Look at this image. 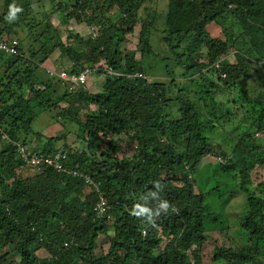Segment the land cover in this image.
Returning a JSON list of instances; mask_svg holds the SVG:
<instances>
[{
  "label": "trees",
  "instance_id": "1",
  "mask_svg": "<svg viewBox=\"0 0 264 264\" xmlns=\"http://www.w3.org/2000/svg\"><path fill=\"white\" fill-rule=\"evenodd\" d=\"M146 1L69 0L68 6L59 1L52 12H59L66 23L75 20L94 31L84 37L68 30L64 40L46 20L39 36L47 43L40 55L27 57L21 44L16 55L0 52V63L8 58L0 77V89L4 86L0 128L6 136L0 134V264H264V180L252 185L248 173L252 163L248 156L264 150V143L251 140L252 133L243 126L231 133L236 131L244 139L232 147L228 144V149L203 132L207 127L216 130L208 115L227 116L213 91L214 95L223 92L221 85L238 87L249 78L256 66L253 62L264 60V0H169L163 16L154 6L146 7ZM14 2L22 11L10 24L20 26L19 17L27 6L20 0L7 1L0 22ZM223 12L232 14L241 29L226 25ZM45 15L44 19L51 18L48 12ZM214 24L222 26L224 39L210 37L208 27ZM0 26L2 35L13 33L11 26ZM137 27L140 59L125 51V42ZM158 31L166 46L161 63L171 69L166 81H150L138 70L142 60L156 57L151 39ZM56 49L72 62L67 70L71 75L88 66L96 68L94 77H106L102 89L97 93L85 87L71 90L62 82L59 92L57 78L38 89L39 68L56 70L55 65L46 64ZM177 68L192 79L180 83ZM206 73L217 74L219 82ZM26 86L31 99L24 95ZM197 100L204 101L207 112ZM62 102L69 106L60 118L79 126L86 148L78 150L64 141L62 163L89 176L99 192L85 179L51 169L9 182L25 167L19 152L33 145L28 137L35 134L34 120ZM248 104L260 113L254 123L258 125L255 132H262L264 101ZM123 135L131 140L133 155L120 156ZM36 137L43 138L40 133ZM63 139L66 136L50 137L35 150L52 157ZM210 155L220 172L232 169V176L241 178L237 193L245 200L234 206L242 214L236 247L219 244L218 235L229 234L233 227L231 223L220 227L223 215L207 199L221 202L223 184L209 187L198 171L201 160ZM257 161L264 168V158ZM100 194L109 206L101 218L95 212ZM164 201L166 207H162ZM205 246L211 248L208 262L202 254Z\"/></svg>",
  "mask_w": 264,
  "mask_h": 264
},
{
  "label": "rangeland",
  "instance_id": "2",
  "mask_svg": "<svg viewBox=\"0 0 264 264\" xmlns=\"http://www.w3.org/2000/svg\"><path fill=\"white\" fill-rule=\"evenodd\" d=\"M7 1L8 0H0V18L3 17L4 13L6 12ZM59 1H63V3L67 6L70 5L68 3L69 0H20L21 4L27 5L19 17V22L22 23V25L19 26L15 24H10L11 22L7 20V23L4 24V17V19L2 20L3 22H0V25H5L7 28L11 26L9 29H13V33L9 34L5 32V35H2L0 33V38L6 35L16 36L18 38V41L24 48L25 54L27 55V57L30 58L33 53L40 55V52H43L44 50L43 44L47 43L46 38L39 36V34L41 33V27L43 25L42 21L48 20L51 23L52 28L58 30L59 37L64 40L66 39L68 30L73 31L74 33H78L84 37L94 31L90 29L85 23H79L75 20H72V22L70 23H66L64 20H62L63 18L59 12H52V8L54 7V5L59 4ZM168 1L169 0H147L145 6H154L159 12V14L163 16L167 13ZM222 6L223 5L221 4V7ZM29 7L30 10H32L31 12H28ZM142 10L144 9H141L140 11ZM45 12H48L51 15L50 19H44L47 16L45 15ZM222 18L225 19L224 23L226 25H229L234 29H241L237 26V23L235 21L236 18H234L232 14L228 12H223ZM27 25H36L37 27L31 29ZM261 26L264 28L263 24H261ZM159 27L160 30L163 28L162 23L159 24ZM208 32L212 39H224V32L222 30V26L216 24L211 25L208 27ZM158 33L155 37L151 39L156 57L150 55L149 58L142 60L141 64L138 65V70H143L146 76L150 79V81H166L167 78H170L169 72H171V69H164V65L161 63L160 57L166 55V46L163 43L162 38L160 37L161 31H158ZM235 33L239 34L237 30H235ZM139 36L140 27H137L134 34L129 35L127 41L125 42V51H129L130 53L132 52L131 55L134 54L137 59H140L142 54L139 50ZM60 55L61 51L59 49L53 51L50 57L48 58L47 64L52 65L54 63L55 69L58 71H61L66 67H71L72 62H70L68 58L63 59ZM7 59L8 58H4V62L0 63V77L3 75V72L5 70V62L7 61ZM228 59L232 61L233 56L231 55ZM235 60L236 58L234 57V61ZM254 61L256 62V60ZM55 62L58 63L56 64ZM253 65L256 66L252 68L249 78H247L245 82L239 83L238 87L233 86L229 88H224L223 85H221L223 92L218 90V92L214 95L213 91V96L217 99H215L216 104L222 107L223 111L227 112V116H221L220 114H218L217 117L214 118V116H209L207 114L209 119L213 120L216 130H214V128L209 129L207 127L203 132L208 137V139L215 141L216 144L219 143L223 145L225 149H228V144H230V146L233 144L232 146H234V143L236 141L244 139V137H242L241 134L236 133V131L234 132V134L231 133L232 130H237L238 126H243V128H247V131L254 134L256 130L255 128H257L258 126L254 123V121L256 117L260 118V113H256L255 106H253V104H248V101L256 102L259 99L264 101V69L262 68L261 62L258 64L253 62ZM150 66H152V70ZM173 68L175 67L173 66ZM175 72L177 77L176 80H178L180 83H186L190 79H192L190 78V76L184 75L183 68H177V70L175 69ZM36 75L38 77L36 78L38 79V81L36 82L35 86L38 89H45V83L50 80H54L56 77L53 76L51 73H48L46 67H40ZM99 76H96L89 80V82L85 85L87 91L97 93V91L102 89L103 84L106 81V77L104 78V76ZM206 77L214 82H219L217 74L212 75L210 73H206ZM3 89L4 86H2L0 90ZM55 89L61 92V84H58ZM51 90H53V88ZM24 95L27 99H31L33 97L30 87H25ZM52 96L55 97L56 94H52ZM4 98L6 99L7 97L4 96ZM227 102H229V104H227ZM197 103L200 106V109H203L207 112L208 107L205 105L204 101L197 100ZM68 106L69 105L67 103L62 102L59 104L58 109H54L53 111H42L37 116L32 125L33 133L35 134H32L28 137L29 141H31L32 144H35L36 148H41V144L44 143L50 137H62V135H64L66 136V140H61L58 144L55 145L56 148L61 147L64 141H66L69 146L75 149H86L84 142L81 141L83 133L79 129V126L74 123H63L64 120L60 118V115L63 113L64 110L68 109ZM60 107L65 109H60ZM92 109H95V107L93 106ZM82 114H84V112H82ZM217 119L219 120L217 121ZM207 126H210V124H208ZM37 133H40L44 139L42 138L41 140H38L36 137ZM231 134L233 136H231ZM235 134L238 136H236ZM262 135H264L263 132L259 133L258 137H261ZM258 137L256 135V138L250 137V139L252 140V138H254L255 140H257V143H261L264 141V138ZM119 142L124 147V150L122 153H120V156L133 155L134 146L128 137L124 135L121 136ZM262 146L264 148V144H262ZM230 152L231 148L229 149V154ZM234 152L236 153V151ZM258 157L260 160L264 158V150H257V152H254L252 155L250 154L248 156V158L252 162L251 168L248 172L249 178L252 181V185L257 184V182H259L260 180H264V168H259V163L257 161ZM214 163H216L215 159L206 157L201 160L198 171L201 173V179L208 181L207 185L209 187H216L219 182L223 184L224 192L221 197V202L218 201L215 197H207V199L213 205V207L216 208L215 212L219 211L223 215L222 219L220 220V227H222L225 223H231L233 227L229 234L221 233L218 235L220 238L219 244L224 243L226 246L236 247L235 239L237 236V232L240 229L238 228V222L242 217V214L241 212L236 211L234 209V206L239 203H242L245 200V196L243 194L237 193V189L240 188L239 184L241 178L232 176V173L234 174V171L232 169L227 171L226 174L220 172V170L218 169V165H214ZM33 176L34 171L32 169L28 167H23L21 168V170H19L18 176L12 178L9 182L11 183L13 181H16L18 178L25 179ZM201 187L205 188V185H202ZM243 243L244 240L243 242L238 243V245H240L238 247H241ZM163 245H165V243H162V246ZM202 249H204L202 254L205 260L207 261L208 259H210L211 248L208 249L205 246Z\"/></svg>",
  "mask_w": 264,
  "mask_h": 264
},
{
  "label": "built area",
  "instance_id": "3",
  "mask_svg": "<svg viewBox=\"0 0 264 264\" xmlns=\"http://www.w3.org/2000/svg\"><path fill=\"white\" fill-rule=\"evenodd\" d=\"M17 47H18V41L15 38H8V39H0V52H5L7 54H17ZM96 71V68L92 67H86L84 71L80 73L79 76L74 78V80L71 81V83L74 85V87L79 86L80 84H84L87 81V78L89 75L93 74ZM142 74H139L141 76ZM61 79L63 80H70L68 78V75L65 72H62L60 74ZM0 134L3 136V138H6V136L3 133L2 128H0ZM20 156L23 159V162L31 167L32 169L36 170L38 173H43L47 168H53L58 172H64L67 175H74L76 172L72 169H66L62 163L63 158L66 157L64 153V150L59 151L54 156L49 157L47 155H42L35 152H30L25 148L20 149ZM106 199L104 197H101L100 202L98 203L96 207V211L98 216H102L106 213ZM145 234L146 232L143 231Z\"/></svg>",
  "mask_w": 264,
  "mask_h": 264
},
{
  "label": "clouds",
  "instance_id": "4",
  "mask_svg": "<svg viewBox=\"0 0 264 264\" xmlns=\"http://www.w3.org/2000/svg\"><path fill=\"white\" fill-rule=\"evenodd\" d=\"M21 11H22V9H21L20 7H18V6L15 4V2H14L13 4L9 5V12H8V15L5 17V19H6L7 21H9V22L14 21V20L17 18V14H18L19 12H21ZM8 38H9V39H10V38H15V39L18 41V38H17L16 36H11V35H6V36H4V37H1L0 39H8ZM19 44H20V42L18 41V47H19ZM18 47H17V50H18ZM3 53H5V52H3ZM17 53H18V52H17ZM5 54H7V53H5ZM7 55H16V54H7ZM55 63L57 64L58 62H55ZM261 63H262V65H264V60H263ZM46 64H47V63H46ZM46 64H45V65H46ZM59 64H60V63H59ZM45 65H44V66H45ZM52 65H54V63H53ZM52 65H50V66H52ZM216 66L219 67L218 64H216ZM69 68H70V67H66V68L62 69L61 71H60V70H59V71H58V70H53V69H51V68H46V69H47L48 73H51L53 76H56L55 78H57V79L60 80V84H61V86H62V82H63L65 85H68V86L70 87L71 90H73V89H75V88H79V87H85V85L89 82V80H90L91 78H93V77L95 76V73L97 72V69H96V71H95L93 74H91V75L88 76L87 81H86L84 84H80L79 86L74 87V85L71 83V81L74 80V78H76L77 76H79L80 73H81L82 71L85 70V68H84V69H83L78 75H71V74H69L68 71H67ZM62 72H65V73L68 75V78L70 79L69 81H68V80H63V79H61L60 74H61ZM205 72H207V70H205ZM107 74L112 75L113 73H112L111 71H107ZM117 75H118V74H117ZM126 77L129 78V79L133 78L131 75H127ZM240 125H241V124H240ZM255 129H256V128H255ZM262 132H263V134H264V131H262ZM262 132H255L254 134H252V136L256 137V135H257V137H258L259 133H262ZM235 135H236V134H235ZM235 135H234V136H235ZM236 136H238V135H236ZM252 136H250V137H252ZM232 138H233V137H232ZM258 138H264V135H262L261 137H258ZM259 140H260V139H259ZM260 142H261V141H260ZM261 143H264V141L261 142ZM218 144H219V143H218ZM220 145H221V144H220ZM35 149H36V146H35V144H34V145H32V147L28 148L27 150L30 151V152L39 153V152L36 151ZM58 149H59V151L64 150V146L61 145V147H58ZM209 157H210V158H213L212 155H210ZM222 158H223V157L220 156V157L218 158V160H219L220 162H222V161H223ZM20 159H21L22 162H23V159L21 158V156H20ZM23 164H24L25 167H28V168L32 169L31 167L27 166L24 162H23ZM63 165H64V164H63ZM64 167H65L66 169H72V170H74V172H76V174H74V175H68V176H71V177H78V178H81V179H85V182H86L88 185H90L91 187L94 188V190H96L97 192H99L98 186L92 181V179H91L89 176L84 175V173H83L82 171L77 170V169H75V168L66 167V166H64ZM50 169H51V170H54L55 172H57V173H59V174L67 175V174L64 173V172H58V171H56V170L53 169V168H47L43 173H45L47 170H50ZM32 170L34 171V176H35V175L43 174V173H38V172H36V170H34V169H32ZM101 197H104V196L100 194V197H99V201H98V203L100 202ZM104 198H105V197H104ZM105 199H106V198H105ZM98 203L96 204V207H97ZM106 205H107V208H106V213H107V211H108V209H109L107 199H106ZM166 206H167V202H166V201L162 202V207H166ZM96 207H95V212H96V214H97ZM106 213H105V214H106ZM105 214H104V215H105ZM104 215H102V216H98V214H97V217L101 218V217H103ZM143 231H145L146 233L144 234ZM143 231H142V234H143V235H146V234H147V231H146V230H143Z\"/></svg>",
  "mask_w": 264,
  "mask_h": 264
},
{
  "label": "crops",
  "instance_id": "5",
  "mask_svg": "<svg viewBox=\"0 0 264 264\" xmlns=\"http://www.w3.org/2000/svg\"><path fill=\"white\" fill-rule=\"evenodd\" d=\"M34 145V144H33Z\"/></svg>",
  "mask_w": 264,
  "mask_h": 264
}]
</instances>
